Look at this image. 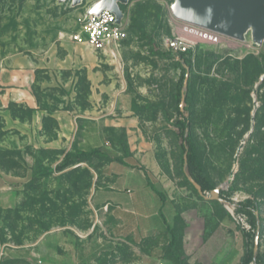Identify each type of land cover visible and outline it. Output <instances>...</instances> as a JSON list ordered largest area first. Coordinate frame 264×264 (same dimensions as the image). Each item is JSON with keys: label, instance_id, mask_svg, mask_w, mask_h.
Returning <instances> with one entry per match:
<instances>
[{"label": "rangeland", "instance_id": "1", "mask_svg": "<svg viewBox=\"0 0 264 264\" xmlns=\"http://www.w3.org/2000/svg\"><path fill=\"white\" fill-rule=\"evenodd\" d=\"M99 1L0 0V61L26 62L32 74L33 107L6 109L35 126L21 136L0 113V264L141 263L145 210L117 206L145 189V174L171 199L164 215L177 232L191 213L209 250L235 254L243 235L252 250L248 217L198 195L182 170L172 127L182 72L166 43L185 23L175 0L119 3L126 37L114 58L71 40ZM222 38L189 51V134L208 182L256 207L264 259V39ZM79 151L96 154L79 159ZM67 153L74 164L60 170Z\"/></svg>", "mask_w": 264, "mask_h": 264}, {"label": "crops", "instance_id": "2", "mask_svg": "<svg viewBox=\"0 0 264 264\" xmlns=\"http://www.w3.org/2000/svg\"><path fill=\"white\" fill-rule=\"evenodd\" d=\"M17 66L19 69L11 62L0 61V113L7 122L8 131L13 130L22 136L27 133V129L31 130L32 127L35 129V126H32V123H23L20 119L11 117L6 109V104L9 102L24 103L33 107L32 97L27 89L32 74L26 62H20ZM152 186L158 190L145 174V189L130 191L127 197H124L129 202L117 206L133 216H136L138 210H145V225L142 227L145 232L142 239V243H145V252L139 264H179L169 252L172 241L169 229L175 234L174 250L185 264H241L247 251V247H243L246 243L245 235L242 236L241 247L234 250L235 254L231 253L229 246L224 247L223 245L217 247L216 250L213 248L209 250L211 241H207L205 237L196 233L198 232L197 220L191 213H183L177 225L178 232L170 226V221L164 215V210H172L173 203L163 191L158 190L164 196L161 199L153 191ZM154 217H157L158 220L153 221ZM124 224L123 222L122 225ZM135 224L139 226L137 222ZM226 243L228 242L226 241Z\"/></svg>", "mask_w": 264, "mask_h": 264}, {"label": "water", "instance_id": "3", "mask_svg": "<svg viewBox=\"0 0 264 264\" xmlns=\"http://www.w3.org/2000/svg\"><path fill=\"white\" fill-rule=\"evenodd\" d=\"M127 0H100L93 8L87 12L84 18L90 15L98 16L100 12L107 10L115 15V23L121 25L122 13L119 3ZM79 3L80 0H74ZM211 9L209 12L208 10ZM175 17L185 23L216 32L220 35L241 40L242 33L252 25L256 39L260 41V36L264 33V0H175L172 6ZM185 70L182 86L180 88L179 109L185 111V99L189 85V66L180 62ZM189 135V128L185 129L184 137ZM183 165L182 170L187 181L193 186L198 195L209 201H216L224 206L236 208L237 202L229 201L221 196V187H214L208 192V196L202 191L201 186L193 179L188 166L187 153L189 146L186 140L183 141ZM244 146V141L240 144L234 162L237 163L238 155ZM90 201V199H89ZM256 220V231L253 238L252 262L256 264L259 243L258 212L253 211Z\"/></svg>", "mask_w": 264, "mask_h": 264}, {"label": "built area", "instance_id": "4", "mask_svg": "<svg viewBox=\"0 0 264 264\" xmlns=\"http://www.w3.org/2000/svg\"><path fill=\"white\" fill-rule=\"evenodd\" d=\"M121 25L115 23V15L107 10L98 16L90 15L81 20L80 30L71 35V40L86 47L95 54L114 58L115 47L125 39ZM223 40L222 35L188 23L180 25L179 32L167 40V48L174 55L187 53L198 42L216 44Z\"/></svg>", "mask_w": 264, "mask_h": 264}, {"label": "trees", "instance_id": "5", "mask_svg": "<svg viewBox=\"0 0 264 264\" xmlns=\"http://www.w3.org/2000/svg\"><path fill=\"white\" fill-rule=\"evenodd\" d=\"M190 55H191L190 52L181 53L178 55L179 59L176 63H178V65L181 69V72H182L181 80H183V78H184L185 70L182 68L180 62L184 61L189 66L190 65ZM181 86H182V83L180 82L179 90H180ZM177 100L180 102V93H178ZM190 100H191V94H190V83H189L188 92H187L186 99H185V106H186L185 111L181 112L179 109L178 114L181 118L179 120H177V122L172 124V127L175 129L178 136L180 137L181 149H182L183 153H184V146H183L184 140H186V142L189 146V150L187 153V160H188L189 171H190L193 179L201 186L203 192H209L214 187L208 182V180L204 176L201 165H200V163H199V161L195 155L194 148L192 145V141L190 138V134L187 136V138L184 137L185 129L189 127V124H188L189 118L187 117V115L189 112L188 106L190 104ZM95 154H96V151H91L88 153L79 151L76 156L79 159H82V158L92 157ZM73 159H74V157L71 154H68V153L65 154L64 158L62 160V164L59 166V169L63 170L65 168L69 167L70 165L74 164L72 162ZM152 189H153V191H155V193H157L160 196L161 199L164 198L163 194L160 191L156 190V188L154 186H152ZM221 196H222V194H221ZM236 205L237 206L235 208V211L248 217L251 229L254 231V229L256 228V220H255V216H254L253 211L256 209V207L252 204V202L250 200H246L244 202H237ZM227 215L230 217L229 214H227ZM168 231L172 235V241H171L170 246H169L170 255L173 256L179 264H185L181 261L180 257L176 254V252L174 250V248H175V234L170 229ZM242 231L244 233V230H242ZM251 262H252V250L247 249L241 264H251ZM263 263H264V259L258 253L257 258H256V264H263Z\"/></svg>", "mask_w": 264, "mask_h": 264}, {"label": "bare ground", "instance_id": "6", "mask_svg": "<svg viewBox=\"0 0 264 264\" xmlns=\"http://www.w3.org/2000/svg\"><path fill=\"white\" fill-rule=\"evenodd\" d=\"M248 32H250L251 37H252V40H253V42H255V43H259V42H261V40L264 39V33L261 34V36H260V41H259L258 39L255 38L254 33H253V27H252V25H251L250 27H248L247 29H245V31L242 33L241 40H244L245 35H246Z\"/></svg>", "mask_w": 264, "mask_h": 264}, {"label": "clouds", "instance_id": "7", "mask_svg": "<svg viewBox=\"0 0 264 264\" xmlns=\"http://www.w3.org/2000/svg\"><path fill=\"white\" fill-rule=\"evenodd\" d=\"M209 12L211 11V9L208 10Z\"/></svg>", "mask_w": 264, "mask_h": 264}]
</instances>
